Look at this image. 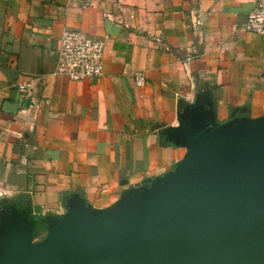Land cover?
<instances>
[{
    "label": "crops",
    "instance_id": "crops-1",
    "mask_svg": "<svg viewBox=\"0 0 264 264\" xmlns=\"http://www.w3.org/2000/svg\"><path fill=\"white\" fill-rule=\"evenodd\" d=\"M255 1L0 0V210L63 214L75 193L103 209L163 176L185 150L158 132L198 90L218 124L263 117L264 36L243 28ZM63 30L105 39L102 79L54 75Z\"/></svg>",
    "mask_w": 264,
    "mask_h": 264
},
{
    "label": "water",
    "instance_id": "water-1",
    "mask_svg": "<svg viewBox=\"0 0 264 264\" xmlns=\"http://www.w3.org/2000/svg\"><path fill=\"white\" fill-rule=\"evenodd\" d=\"M179 106L176 126L158 132L185 150L171 171L103 209L76 193L63 214L9 203L0 264H264V116L218 124L209 91Z\"/></svg>",
    "mask_w": 264,
    "mask_h": 264
},
{
    "label": "built area",
    "instance_id": "built-area-1",
    "mask_svg": "<svg viewBox=\"0 0 264 264\" xmlns=\"http://www.w3.org/2000/svg\"><path fill=\"white\" fill-rule=\"evenodd\" d=\"M196 27L201 26L202 19L197 16ZM247 33L264 36V0H256L254 8L247 15L243 26ZM105 39H96L78 31L63 30L55 50L56 67L54 75L62 76L70 82L98 81L104 76L103 55ZM137 87L145 84L144 78L135 74ZM34 80L17 84L16 87L26 98L33 97ZM31 112L37 111L38 104L33 98L27 107Z\"/></svg>",
    "mask_w": 264,
    "mask_h": 264
},
{
    "label": "trees",
    "instance_id": "trees-1",
    "mask_svg": "<svg viewBox=\"0 0 264 264\" xmlns=\"http://www.w3.org/2000/svg\"><path fill=\"white\" fill-rule=\"evenodd\" d=\"M165 145H169V144H165ZM43 231V228L42 226H38L37 227V233L35 234V237H38V233L42 232Z\"/></svg>",
    "mask_w": 264,
    "mask_h": 264
}]
</instances>
